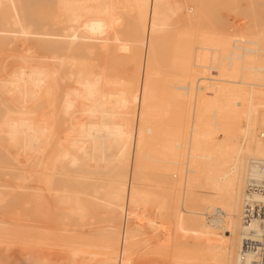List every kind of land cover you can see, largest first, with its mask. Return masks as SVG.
Wrapping results in <instances>:
<instances>
[{
  "label": "bare ground",
  "instance_id": "6f19581e",
  "mask_svg": "<svg viewBox=\"0 0 264 264\" xmlns=\"http://www.w3.org/2000/svg\"><path fill=\"white\" fill-rule=\"evenodd\" d=\"M202 1L217 28L180 31L203 7L180 0H0V207L44 216L51 194L71 264L133 263L144 222L175 264H264V0ZM226 3L261 15L246 29ZM156 63L180 69L164 100ZM159 166L162 196L142 185ZM3 217L0 264H49L50 229Z\"/></svg>",
  "mask_w": 264,
  "mask_h": 264
},
{
  "label": "rangeland",
  "instance_id": "374dc122",
  "mask_svg": "<svg viewBox=\"0 0 264 264\" xmlns=\"http://www.w3.org/2000/svg\"><path fill=\"white\" fill-rule=\"evenodd\" d=\"M182 3V5H184L185 3H186V7L188 8L189 6H193L192 5V3L194 4V2L193 1H195V0H180ZM184 1V2H183ZM198 1H200L199 2V4L197 3ZM205 2H207V3H210V2H212V1H210V0H204ZM197 4L195 5L194 4V6L196 7L197 6V8H200V6L204 3L203 1L201 2V0H197V1H195ZM190 3H191V5H190ZM201 3V4H200ZM211 4V3H210ZM200 5V6H199ZM205 4H203V7L201 6V10L200 9H197V14L194 16V17H192L193 19L195 18V26L196 27H194V25L193 26H191V24H193V22H194V20L192 19V18H190V16L189 17H186L185 16V14H187L185 11H182L180 14H181V16L179 15L178 17H177V20H178V22H179V27H181V28H179V30L180 31H183V30H185L184 29V27L186 26H189L190 25V27L192 28H198V29H196L197 31L199 30V31H204V28L207 30V28L208 29H210L209 27H211V25H212V27L213 28H217L216 26H218V20H219V18H217L218 20H216V22L215 21H211L212 20V18L213 17H210L209 18V16H211V15H206V14H204L203 13V11L204 10H206L205 9V6H207V5H205ZM212 5L214 6V4L212 3ZM242 5H246L245 3L244 4H242ZM242 5H238L237 7H233V10L231 11V12H229V13H227L228 11H229V6H230V3H226V5L225 6H228V7H225V8H227L226 10H225V8L224 9H221V14L222 15H226V16H224V17H226L227 19H230V17H231V15H232V12L233 11H238L239 13H241V15H239V13H238V15H237V19L238 20H244V21H248V20H250V19H252V18H254V17H257V16H260L261 14L260 13H256V16H255V14H254V16L252 17V16H250V15H248V12H251L252 11V9L254 8V6L253 5H246V6H242ZM185 6H184V8H185ZM211 6V5H210ZM211 7V8H214V7ZM232 6V5H231ZM230 6V7H231ZM251 6V7H250ZM216 7H218V6H216ZM248 7V8H247ZM255 7H257V6H255ZM259 7V9L260 10H262V11H264V6L261 4V5H259L258 6ZM258 7H257V9H258ZM221 8V7H220ZM250 8H252L250 11L248 10V9H250ZM204 9V10H203ZM258 9V10H259ZM185 10H187V9H185ZM220 10V9H219ZM247 10H248V12H247ZM200 11V12H199ZM211 11V10H210ZM209 11V13H211L212 14V12H210ZM216 11H217V9L215 10V13H216ZM253 11H256V9H253ZM184 12H185V14H184ZM247 12V13H246ZM200 13H202V16H201V14ZM206 13H208L207 11H206ZM218 13H220V12H218ZM183 14V15H182ZM199 14V15H198ZM252 14V15H253ZM213 15V14H212ZM200 16V17H199ZM214 16V15H213ZM216 17H217V13H216V15H215ZM228 16V17H227ZM247 16V17H246ZM197 17V18H196ZM250 17V18H249ZM187 18V19H186ZM206 18V19H205ZM249 18V19H248ZM189 19H191V20H189ZM226 19V20H227ZM231 19H234V18H231ZM237 19H234V20H237ZM187 20V21H186ZM198 20V21H197ZM215 20V19H214ZM223 21H225V19H222ZM192 22V23H187V22ZM200 21V22H199ZM214 22V23H213ZM250 21H248V22H245V25H244V27L246 28V29H250L251 28V25H250V23H249ZM186 23V24H185ZM226 23H227V21H226ZM183 24V25H182ZM224 24V23H223ZM201 25V26H200ZM207 25V26H206ZM216 25V26H215ZM230 24H228L227 25V27H230L229 26ZM202 26L204 27V28H202ZM207 27V28H206ZM211 27V28H212ZM212 28V29H213ZM183 29V30H182ZM190 29V28H189ZM167 36V35H166ZM167 39L166 40H168V36L166 37ZM180 44L182 43H187L188 42V40H186L185 38V40L183 39V37H182V35L180 36ZM191 39V38H190ZM184 40V41H183ZM192 41V40H191ZM191 41L189 40V43H191ZM165 42V41H164ZM167 42H169V44H170V41L168 40ZM181 44V45H182ZM167 45V44H166ZM166 45H164V46H166ZM196 45H197V43H196ZM193 46H195V45H193ZM168 48H169V46H168ZM168 48H166V49H168ZM164 49H165V47H164ZM163 49V50H164ZM170 50V49H169ZM167 51V50H166ZM166 51H163V52H165V53H159L160 55L158 56V59L160 60V57H162V58H164V60H163V63H164V61H165V57H166V59L168 60L169 58H171V55H169V51H167V53H166ZM166 54V55H165ZM171 54V53H170ZM164 55H165V57H164ZM168 55H169V57H168ZM180 56H182L183 57V54L182 55H180ZM97 57V56H96ZM168 57V58H167ZM98 58V57H97ZM161 58V59H162ZM97 61H98V59H96ZM100 61L99 62H103L104 60H103V57L101 56L100 57V59H99ZM170 60V62H171V59H169ZM106 61V60H105ZM158 61V60H157ZM156 61V62H157ZM161 62H162V60H160ZM158 63H159V61H158ZM165 64V63H164ZM163 64V66L165 67V68H167V70L165 69H162V68H164V67H162L161 68V63L160 64H155L157 67L156 68H158V65H160V69H162V73L161 72H159V75H160V80H161V82H156V80H155V82L154 83H157V86H156V84L154 85V92H155V94H156V96H157V98L159 99V98H161V96H167L168 97V95H166V93H168V91H169V85H170V89H171V85H172V83L173 82H170V81H164V80H166L167 78H170L172 75V77L173 78H175L176 76H177V74H178V72H180L176 67H175V65H171L170 67H173V68H171L170 69V67L168 68V65L167 66H165ZM170 64V63H169ZM10 67V66H9ZM125 66H121V67H118V69H120L121 71H122V73L123 72H125V71H127V70H125V71H123L124 69H126V68H124ZM122 68H124V69H122ZM158 68V69H159ZM176 68V69H175ZM159 69V70H160ZM174 69V70H173ZM163 70H164V73H163ZM176 70V71H175ZM198 70H203L202 68H198ZM121 71H119V72H121ZM169 71V72H168ZM172 71H174V72H172ZM211 71V73H212V75H217V71H216V69H213V70H210ZM165 72H166V74H167V72H168V75H166L165 74ZM172 72V73H171ZM165 74V75H164ZM170 74H172L171 76H170ZM158 75V76H159ZM164 76V77H163ZM167 76V77H166ZM184 76V75H183ZM182 75L180 76V78L181 79H183L184 77H183ZM165 78V79H164ZM157 80H159V79H157ZM169 82V83H168ZM166 83H167V85H166ZM171 83V84H170ZM161 84V85H160ZM174 84V83H173ZM173 86V85H172ZM156 87L158 88V90L159 91H157V89H156ZM164 88V90H162ZM173 88V87H172ZM165 89H167V90H165ZM161 90V91H160ZM175 90V89H174ZM174 90H172L171 89V91H174ZM157 91V92H156ZM171 91H169V92H171ZM209 91V93L208 94H211L212 93V91L211 90H208ZM207 91V92H208ZM175 92H176V90H175ZM211 92V93H210ZM158 93V94H157ZM163 94L164 93V95H159V94ZM159 96V97H158ZM164 96V97H165ZM163 97V98H164ZM166 99V98H165ZM160 100H164V99H160ZM161 166H163L164 167V164H162ZM161 166H159L158 168H149L148 169V171H147V174H145V178L144 179H146V178H150V179H146V181L143 179V181H142V185H143V187H147V186H149V187H147V188H149V189H151L152 191H154V192H158V190H159V192L157 193V194H159V195H161V193H162V191L164 192V190H165V188L163 187V189H161L162 187H161V183H162V180H163V177L162 176H160L159 174H161L162 175V173H158L160 170L162 171L163 170V167H161ZM150 170V171H149ZM152 171H154V172H152ZM150 173V174H149ZM158 174V175H157ZM151 175H152V177H153V179H152V177H151ZM161 179V180H160ZM151 181V184H150V181ZM148 181V182H147ZM156 183H155V182ZM144 183V184H143ZM152 183H154V184H152ZM157 183H160V184H157ZM29 184H36L37 186H38V184L36 183V182H30ZM65 184H67V183H65ZM33 185V186H34ZM35 185V186H36ZM158 185V186H157ZM160 185V186H159ZM163 185V184H162ZM30 186H32V185H30ZM36 186V187H37ZM67 186H70V185H67ZM152 187V188H151ZM161 187V188H160ZM159 188V189H158ZM154 189V190H153ZM160 190H162L161 192H160ZM45 194H47V196H48V199H49V202H50V207H49V209H50V212H48V213H46V214H44V216L41 214H36L37 213V211H38V209L36 208V212H35V205L37 204V201H35L33 198L30 200L32 203H29V204H31L30 206H29V208L27 207H25V205H27V203L26 204H24V208H21L20 206H19V210L18 211H20V212H16L17 214H19L20 215V219L18 218V215L15 213V211L14 210H16L17 209V205L15 206V207H13V206H11L10 208H5V207H0V214L2 215H0V217L2 218L3 216V219H7L8 221H9V219L11 220V221H15V222H22L23 221V219L25 220V217H29V219L28 218H26V221H23V222H29V223H34L33 221H36L35 222V224H37L38 222V225L40 224V222L42 223V226H41V224H40V227H41V229H46V231H48L49 229H50V231H49V233L50 232H52L53 231V233H51V234H49L48 232V234L46 233V235H44V237H46L47 235L48 236H50L51 235V239L48 237H46L47 239H50V240H48L49 242H51V241H56V243H52V245H49V244H51V243H49L48 241V243L49 244H47V243H45L44 245H46L47 246V249H48V247H51V248H49L50 250H51V252H52V254H51V252H49L50 250H48V251H46L47 253H45V249H46V246L45 247H41V249L40 250H42V248L44 249V252H40L41 254H42V256H44V257H46V258H48V260H49V258H51V256H52V258L49 260V264H50V262H51V264H61V262H63V264L65 263V264H71V262H69V259H68V256H67V253H64L65 251H64V249H63V247H62V245H63V240H65L66 238H69L68 236H70V235H68L69 233H71V232H69V231H67V229H70V228H72V223H74V221H73V219H75V218H68V217H64V214L65 213H63L62 211V213L60 212V210H58L59 208H60V204H58L57 203V206L59 205V207H57L56 205H54V204H56V200L54 201L53 199H51V194H48V193H45ZM163 194V193H162ZM165 194H166V190H165ZM164 194V195H165ZM174 195H177V194H173V196ZM162 196V195H161ZM25 198H27V196H25ZM23 200H25V199H23ZM21 201V200H20ZM18 202V205L19 204H21V203H23V201H21V202ZM34 202H35V205H34ZM173 203H175L176 204V202L174 201ZM172 203V204H173ZM28 204V205H29ZM174 204V205H175ZM56 207V210L54 211V209H53V207ZM22 207H23V205H22ZM13 208H15V209H13ZM58 208V209H57ZM100 208V207H99ZM97 209V211L96 212H98V210L100 211V214L104 211V210H100V209ZM11 209V210H10ZM22 209V210H21ZM12 211V212H11ZM52 211H54L53 213H51ZM102 211V212H101ZM12 213V215L14 216V214L15 215H17V217L16 216H12L11 215V213ZM40 211H38V213H39ZM57 212H58V214H57ZM41 213V212H40ZM105 211H104V216H105ZM28 215V216H21V215ZM62 214H63V216H62ZM98 214V213H97ZM99 214V215H100ZM102 214V215H103ZM9 215H11V216H9ZM40 215V216H39ZM48 215H51V216H48ZM58 215V216H57ZM60 215H61V217H60ZM102 215H100V217H102ZM8 216V217H7ZM66 216V215H65ZM168 216V215H167ZM9 217H13L14 219H19V220H13V219H11V218H9ZM16 217V218H15ZM31 217H33V218H31ZM57 217V218H56ZM107 217V216H106ZM106 217L104 218V217H102V218H104V220L103 219H96V221H98L97 222V224L99 225V223L100 224H102V223H105V220H106ZM23 218V219H22ZM34 218H37V219H34ZM62 218H63V220H62ZM64 218H65V220H64ZM29 221H28V220ZM32 219H34V220H32ZM57 219V220H56ZM22 220V221H21ZM32 220V221H31ZM101 220H103V221H101ZM52 221H54V223L52 222ZM65 221H67V222H65ZM73 221V222H72ZM45 223V224H44ZM67 223V224H66ZM54 224V225H53ZM57 224V225H56ZM149 223H143V228H142V230L141 231H139V232H137V235H139V236H141L142 237V240H137V241H134V243H136V244H139V245H141L142 247H140V250L139 251H136V254H134V258H133V263H131V264H155L156 262H157V260H158V262L156 263V264H171V263H174V262H171V261H174L173 259H171L170 260V255L176 250V248H175V244L177 245V242H172L173 243V245L172 244H168L167 242H164L163 241V238H162V236H161V234H159V232L157 231V230H155V228H152V226L149 224ZM46 225L48 226V227H46ZM59 225V226H58ZM64 225V226H63ZM43 226H45L44 228H43ZM53 226V227H52ZM74 226V225H73ZM55 227V228H54ZM57 227V228H56ZM59 227V228H58ZM61 227H62V229H61ZM66 228V230H63V229H65ZM147 228V229H146ZM48 229V230H47ZM56 229V230H55ZM153 229V230H152ZM43 230V231H44ZM59 230V231H58ZM144 230V231H143ZM156 231V233H155V231ZM45 231V232H46ZM45 232H43V233H45ZM54 232H55V235H57V236H59V238H61V240L60 239H55V238H58L57 236H55V238H54V236L52 235V234H54ZM57 232H60L59 234L57 233ZM68 232V233H67ZM144 232V233H143ZM158 232V233H157ZM143 233V234H142ZM154 235V236H153ZM63 236V237H62ZM99 237H101V236H99ZM98 237V238H99ZM143 237H145V239L143 240ZM153 237V238H152ZM65 238V239H64ZM99 239H101V238H99ZM148 239H150V240H148ZM98 240V239H97ZM154 240V241H153ZM53 241V242H54ZM60 243H62V245L60 244H58L59 242ZM58 242V243H57ZM138 242H140V243H138ZM141 242H142V244H141ZM182 243L183 241H179V243ZM143 243H145V244H143ZM57 244V245H56ZM156 244V245H155ZM168 246H167V245ZM192 244H194V245H191V247H187L186 249H192V250H196L197 249V243L196 242H194V243H192ZM59 245V246H58ZM170 245V246H169ZM196 245V246H195ZM147 246V247H146ZM59 247H62V249L61 248H59ZM54 248V249H53ZM153 248V249H152ZM147 250V251H146ZM140 251H144V254L145 255H143ZM151 251V252H150ZM171 251H173V252H171ZM57 252V253H56ZM60 252V253H59ZM140 252V254H138ZM153 252V253H152ZM51 254L50 256H48V255H46V254ZM44 254V255H43ZM147 254V255H146ZM61 255V256H60ZM64 255L66 256V257H64ZM152 255V256H151ZM156 255V256H155ZM58 256V257H57ZM66 259H68L67 261L65 260V262H64V260H63V257ZM136 256V257H135ZM158 257V258H157ZM60 258V259H59ZM137 258V259H136ZM56 259V260H55ZM156 259V260H155ZM57 260H60V261H57ZM53 261V262H52ZM56 261V262H55ZM156 261V262H155ZM155 262V263H154ZM169 262V263H168ZM175 264V263H174Z\"/></svg>",
  "mask_w": 264,
  "mask_h": 264
},
{
  "label": "built area",
  "instance_id": "2783aa9c",
  "mask_svg": "<svg viewBox=\"0 0 264 264\" xmlns=\"http://www.w3.org/2000/svg\"><path fill=\"white\" fill-rule=\"evenodd\" d=\"M262 136L264 138V131L262 133ZM263 165V170H264V163L262 164ZM262 184H264V180L261 181ZM253 213V206L251 205V203H247L244 207V211H243V214H242V220H247L251 217Z\"/></svg>",
  "mask_w": 264,
  "mask_h": 264
}]
</instances>
